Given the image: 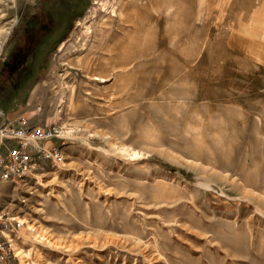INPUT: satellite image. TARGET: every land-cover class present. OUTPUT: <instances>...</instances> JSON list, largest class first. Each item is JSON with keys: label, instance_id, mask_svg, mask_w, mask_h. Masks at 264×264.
Listing matches in <instances>:
<instances>
[{"label": "rangeland", "instance_id": "rangeland-1", "mask_svg": "<svg viewBox=\"0 0 264 264\" xmlns=\"http://www.w3.org/2000/svg\"><path fill=\"white\" fill-rule=\"evenodd\" d=\"M1 25L0 103L60 156L0 183V264H264V0H0Z\"/></svg>", "mask_w": 264, "mask_h": 264}, {"label": "built area", "instance_id": "built-area-1", "mask_svg": "<svg viewBox=\"0 0 264 264\" xmlns=\"http://www.w3.org/2000/svg\"><path fill=\"white\" fill-rule=\"evenodd\" d=\"M3 58L0 49V61ZM57 136H59V128L56 124L32 125L24 115L0 124V183L29 174L35 166L37 157L59 158V147L45 146L47 141ZM6 141L13 144H8L9 142ZM0 220L1 237L3 229H8L11 222L2 219L1 216ZM2 243L0 240V250L4 248Z\"/></svg>", "mask_w": 264, "mask_h": 264}, {"label": "crops", "instance_id": "crops-1", "mask_svg": "<svg viewBox=\"0 0 264 264\" xmlns=\"http://www.w3.org/2000/svg\"><path fill=\"white\" fill-rule=\"evenodd\" d=\"M11 1V0H10ZM11 5L12 2H11ZM15 99V97H14ZM11 100H9L7 97H1V106H0V124L4 123V122H8V121H13L14 119H16V117H18L19 115H22L20 113H18L15 109L16 105L13 104L17 101V99L14 102ZM7 101H9L8 105H7Z\"/></svg>", "mask_w": 264, "mask_h": 264}, {"label": "trees", "instance_id": "trees-1", "mask_svg": "<svg viewBox=\"0 0 264 264\" xmlns=\"http://www.w3.org/2000/svg\"><path fill=\"white\" fill-rule=\"evenodd\" d=\"M38 12L39 13H41V10L39 9L38 10ZM42 23H41V25L40 26H42L43 28L40 30V31H42V32H46V33H49V30H50V28H46V22L45 21H41ZM24 37H26L27 39H28V34H23V35H20L18 38H17V40L19 41V40H21V38H24ZM20 42V41H19ZM28 42V41H27ZM19 48V47H18ZM16 49V48H15ZM14 51V50H13ZM28 53H29V50H28V52H21V54H20V52H17V51H14V53H13V55L17 58L16 59V61H18V59H20L18 62H17V64L18 65H21L22 63H23V60H25V58L28 56ZM12 55V56H13ZM10 64V63H9ZM16 65V64H15ZM17 67H20V66H17ZM14 86H15V83H14ZM17 89V88H16Z\"/></svg>", "mask_w": 264, "mask_h": 264}, {"label": "bare ground", "instance_id": "bare-ground-1", "mask_svg": "<svg viewBox=\"0 0 264 264\" xmlns=\"http://www.w3.org/2000/svg\"><path fill=\"white\" fill-rule=\"evenodd\" d=\"M113 13H115V11L113 10L112 11ZM9 30H10V27H5V26H3V25H1L0 26V39H4L5 38V36L7 35V33L9 32ZM0 46H1V44H0ZM96 78V77H95ZM97 79V78H96ZM59 115V114H58ZM111 237V236H110ZM115 239V238H114ZM37 241V240H36ZM98 242V241H97ZM138 242H140V241H138ZM111 243V242H110ZM55 244V243H54ZM109 244V243H108ZM105 247V246H104ZM103 247V248H104Z\"/></svg>", "mask_w": 264, "mask_h": 264}]
</instances>
